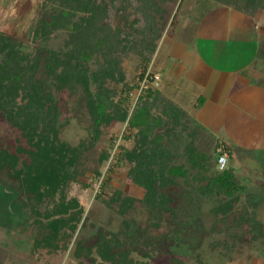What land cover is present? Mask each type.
Instances as JSON below:
<instances>
[{
    "label": "trees",
    "instance_id": "obj_1",
    "mask_svg": "<svg viewBox=\"0 0 264 264\" xmlns=\"http://www.w3.org/2000/svg\"><path fill=\"white\" fill-rule=\"evenodd\" d=\"M50 1V14L40 19L30 41L25 43L0 30V116L19 130L20 135L13 146L10 142L0 144V170H7L9 178L18 183L30 202L33 223L38 230L34 246L46 242V247L53 250L68 248L78 230L84 206L78 196L67 192L73 183L81 191L90 189L93 179L100 175L102 161L111 151L112 140L107 148L97 149L99 136L111 122L127 118L129 127L138 130L134 145L125 149L123 157L130 163L129 174L139 176L145 192L140 199L121 198L118 203L121 214L134 209L137 202L146 214L142 229L158 231L163 223L176 217L175 199L166 190L180 182L190 187L198 198L212 202L209 213L214 217L213 227L252 228L249 212L236 205L244 190L238 173L228 163L223 170L216 166V158L221 153L233 157L231 145L212 139L201 126L191 123L186 112L163 100L155 86L139 96L130 112L129 94L137 86V78L157 58L152 60L166 25V4L174 0H134L138 2L136 9H141L144 16L140 30H136L138 36L133 48L139 56L138 72L135 80L125 82V87L118 92L108 87L106 80L115 76L122 78L125 36L118 44L119 33L121 28L127 32V26L133 29L140 19H131L132 13L128 19L126 11L127 16H118L116 24L109 22V9L115 0ZM130 1L121 0L122 10ZM215 1L248 16L258 10L264 15V0ZM175 14L169 27L174 24ZM165 31L169 39H174L173 31ZM56 37H61L60 45L42 46ZM260 38L258 55L263 65L262 76L250 79V83L264 88V35ZM72 98L82 101L92 121L90 136L80 138L75 144L61 138L62 127L69 122L65 103ZM146 99L158 101L161 108L157 109L166 117L163 126H158L162 118L148 114L151 105ZM198 101L199 105L203 102L201 98ZM180 117L184 122L178 123ZM153 129L160 133L153 134ZM172 129H176V135H184L185 158L181 164L173 162L172 150L164 140ZM203 138L213 141L211 151L216 156L212 166L209 161L213 153L206 152ZM105 185H101V192L95 196L99 201H105ZM104 203L109 206V202ZM128 219L138 224L131 216ZM128 219L124 222L125 229ZM58 239L63 240L62 245L56 243ZM135 243L134 236L127 233L101 231L94 240L77 239L73 253L77 258L86 259L87 264H147L131 256V246ZM164 264L185 263L182 258L170 255Z\"/></svg>",
    "mask_w": 264,
    "mask_h": 264
},
{
    "label": "rangeland",
    "instance_id": "obj_2",
    "mask_svg": "<svg viewBox=\"0 0 264 264\" xmlns=\"http://www.w3.org/2000/svg\"><path fill=\"white\" fill-rule=\"evenodd\" d=\"M50 3V0H0V30L25 43L30 41L40 19L50 14ZM131 4L135 5V8L131 7ZM121 5V0L112 3V9H109V22L116 24L118 16L122 14L127 16L126 11L128 19L132 13L130 18L137 17L140 21L133 29L127 26V32L121 28L119 33L121 37L117 41L118 44L125 36L124 54L121 57L122 78L118 79L115 76L106 80L108 87L115 88L117 92L125 87V82H131L138 72L136 64L139 56L133 52V48L136 35L138 36L136 30H140L141 22L144 21L141 9H136L137 1L126 2L127 8L123 10ZM166 6L168 7V12L164 15L166 25L162 28V35L152 57L154 60L157 52L160 55L167 53V47L164 45L169 39L165 30L169 29L173 34L177 32L178 38L172 49L174 55H170L165 65L163 71L165 75L170 74L174 80L178 78L180 84L187 83L191 86L194 83L192 78L204 77L205 66L199 70L202 62L209 69H214L216 66L214 63L218 62L221 69L226 71H235L242 67L247 69V75L242 77L245 80L259 79L262 76L263 65L258 55L261 46L260 36L264 35V15L261 11L258 10L251 16L254 22L247 23L246 20L250 18L215 0H174ZM175 12L174 24L169 27ZM254 23L259 30L254 27ZM245 30L246 43L240 42L241 45L234 43L239 33L244 34ZM60 39L61 37H56L42 43V46L56 47L61 44ZM154 62H151L148 68L156 72L153 70ZM176 67L179 72L175 70ZM172 68L175 69L168 73V69ZM233 81L234 79L231 82ZM146 100L148 105H151L148 114L162 118L158 126H163L166 117L159 112L161 107L158 101ZM136 102L138 99L134 104L131 102L130 112ZM65 104V114L69 116V122L62 127L61 138L75 144L80 138L90 136L92 121L81 100L72 98ZM256 113L249 112V115L255 117ZM215 117L219 124L225 126L224 121H228L230 116L224 120L223 110ZM258 122H261V119L256 120L254 129H249L245 136V141H249L251 145L234 148V155L229 163L239 172L238 177L244 185L236 205L249 212L252 228L246 227L242 230L233 227L235 229L225 230L223 225L213 227L214 217L209 213L212 202L198 198L190 191V187L180 182L175 186H168L166 190L175 199L176 217L167 224L163 223L158 231L142 229L146 214L145 209L137 202L133 206L134 209L130 208V211L121 214L118 205L121 198L140 199L145 192L139 176L129 174L130 163L127 157H123L125 149L134 145V136L138 130L129 127L127 118L125 121L111 122L104 127L102 135L99 136L97 149L107 148L112 140L111 151L107 159L102 161L100 175L93 179L90 189L81 191L79 185L73 183L67 192V195L79 197L84 212L74 239L65 251L46 247V242L34 246L38 230L33 223L30 202L27 196L21 193L18 183L9 178L7 170H0V264H87L86 259L74 256L75 243L77 239L83 238L94 240L101 231L134 236L136 243L131 246L133 248L131 256L138 262L147 264H164L170 255L182 258L185 264H264V126L260 133ZM154 124L155 122L151 125ZM205 127L207 126L204 125L203 129ZM229 127H232V123ZM176 129H172L174 133L170 132L171 134L164 136V140L172 150L173 162L181 164L185 158V141L176 137ZM159 131L153 129L152 133H160ZM128 134L131 135L126 137ZM19 136V130L0 116V144L10 142L13 146ZM203 140L206 152L212 154L213 141L210 138ZM215 156L213 153V157L210 158L211 166L214 165ZM103 184H106L103 187L105 201H99L95 196L101 192ZM104 202H109V206ZM130 216L138 224L129 221ZM127 219L128 228L125 229L124 222ZM56 243L62 245L63 240L58 239Z\"/></svg>",
    "mask_w": 264,
    "mask_h": 264
},
{
    "label": "crops",
    "instance_id": "obj_3",
    "mask_svg": "<svg viewBox=\"0 0 264 264\" xmlns=\"http://www.w3.org/2000/svg\"><path fill=\"white\" fill-rule=\"evenodd\" d=\"M245 16L250 18L246 20L247 23L254 22L253 17L248 15ZM254 27H257L256 23H254ZM256 29L259 30V28ZM244 32V34L240 32L237 39L233 42L236 44L239 43L238 45H241L240 42L246 43V30ZM177 38V32H175L174 39L168 38V43L164 45L167 47V53H162L160 55L157 52V58L154 62L153 70L161 75L157 87L160 96L163 100H168L185 111L191 123L199 125L202 128L204 125L207 126L208 128L205 127L204 130L212 139L218 138L231 145L232 148H241V146L248 147L251 145L249 141H245V136H247L249 129H254L253 126L257 119H261V122H258V128L261 130L260 133L263 131L264 112L262 113V111L264 110V88L251 84L249 79H242V77L247 75V69L244 67L237 68L235 71H226L221 69L222 67L218 62L214 63V65H216L214 69H209L205 63L202 62L203 65L199 70L205 66L203 67V72H205V74L203 73L204 77L199 76V78H192V82L194 81V83L191 84V86L187 83L180 84L178 78L174 80V77L170 76V74L165 75L163 72L170 55L173 54L172 49L176 44L175 41ZM190 62H193V60H190ZM174 69L175 68L168 69V73L170 70L173 71ZM175 70L179 72L178 67H176ZM233 79L234 81L231 82ZM199 98L203 101L200 105L198 101ZM223 110L225 116L224 120L230 116L228 121H224L225 126H222L221 123L219 124L215 117ZM253 111L254 113L257 112L255 117L249 115V112L252 113ZM246 113L247 115H245ZM243 119L244 121L242 122ZM182 122H184V118L180 117L178 123ZM225 122H228V124L226 125ZM231 123L232 127L230 128L229 126ZM213 124L215 125L212 127ZM176 137L180 138L179 140H184V135L181 133H178ZM226 159L229 164L231 157L228 154ZM235 171L239 173L237 170Z\"/></svg>",
    "mask_w": 264,
    "mask_h": 264
},
{
    "label": "built area",
    "instance_id": "obj_4",
    "mask_svg": "<svg viewBox=\"0 0 264 264\" xmlns=\"http://www.w3.org/2000/svg\"><path fill=\"white\" fill-rule=\"evenodd\" d=\"M161 79V75L156 72H152L150 68L141 75V77L137 78V86L130 92L131 102L132 104L139 98V96L147 90L149 87H158L159 81ZM227 154L225 152L218 155L216 158V166L218 170H223L227 166Z\"/></svg>",
    "mask_w": 264,
    "mask_h": 264
}]
</instances>
